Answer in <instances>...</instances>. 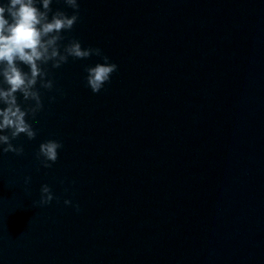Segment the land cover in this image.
<instances>
[{"label":"clouds","instance_id":"9594fccd","mask_svg":"<svg viewBox=\"0 0 264 264\" xmlns=\"http://www.w3.org/2000/svg\"><path fill=\"white\" fill-rule=\"evenodd\" d=\"M53 0H7L0 3V151L3 153L23 154V147L12 143L21 135L29 140L37 133L29 117L35 119L43 109L41 92L37 88L52 90L54 81L48 79L47 65L60 68L69 58L85 60L95 55L103 60L94 66H86L85 80L93 93H99L111 76L118 71V65L110 62L99 47L84 48L75 38L62 42L66 37L62 34L70 32L79 20L80 4L78 0H63L73 10L71 15L51 8ZM42 5V9L37 4ZM51 13V17H49ZM62 49V50H61ZM20 65L28 68L24 71ZM22 96L24 104L18 102ZM54 99V97L52 98ZM33 102V103H28ZM62 143L47 140L39 145L37 159L45 168H50L58 159V150ZM30 177L25 183L30 182ZM40 205H47L53 199L48 185L40 189ZM34 202V206H35ZM65 205L72 202L64 201ZM79 211V206H76Z\"/></svg>","mask_w":264,"mask_h":264}]
</instances>
